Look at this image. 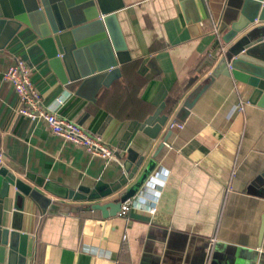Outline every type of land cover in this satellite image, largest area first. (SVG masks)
<instances>
[{
  "label": "crops",
  "instance_id": "1",
  "mask_svg": "<svg viewBox=\"0 0 264 264\" xmlns=\"http://www.w3.org/2000/svg\"><path fill=\"white\" fill-rule=\"evenodd\" d=\"M122 1L117 18L131 60L94 101L76 95V85L57 80L26 27L0 50L1 165L23 179L29 173L74 190L112 183L123 171L121 158L92 155L51 133L42 120L17 113L16 92L3 78L17 57L35 66L32 82L45 104L65 94L60 116L100 135L121 156L131 148L146 151L147 158L155 154L157 161L147 184L124 199L129 203L124 217L105 219L91 202L49 193L53 207L42 214L26 199L20 224L32 264H264L256 244L259 210L243 190L264 158V110L246 104L232 79L210 78L216 62L210 65L209 59L217 50L227 1L195 0L198 22L184 11L182 0ZM205 84L179 113L185 99ZM161 103L168 121L184 124L167 137L170 149L159 148L168 121L155 139L139 130Z\"/></svg>",
  "mask_w": 264,
  "mask_h": 264
},
{
  "label": "water",
  "instance_id": "2",
  "mask_svg": "<svg viewBox=\"0 0 264 264\" xmlns=\"http://www.w3.org/2000/svg\"><path fill=\"white\" fill-rule=\"evenodd\" d=\"M226 1L217 31V50L209 59L210 65L216 62L210 78L232 79L235 86L240 85L237 92L245 96L246 104L264 110V0ZM181 5L184 11L193 12V21L201 20L195 0H182ZM123 7L122 0H0V50L26 27L57 80L63 85H76V95L94 101L100 88L119 78L120 66L131 60L117 18ZM146 61H142L139 73ZM206 87L190 94L179 113ZM164 107L161 103L139 125L151 139L169 119ZM170 133L171 129L159 148ZM114 155L122 159L123 169L116 181L76 190L29 173L23 179L0 165V264H32L28 235L21 232L20 224L26 199L42 214L53 207L46 195L49 193L91 202L90 208L100 211L105 219L115 216L124 199L135 196L147 184L157 161L155 154L147 158L146 151L131 148L122 156L118 151ZM127 185L123 194L106 200ZM243 190L259 210L256 244L264 252V158L248 176Z\"/></svg>",
  "mask_w": 264,
  "mask_h": 264
},
{
  "label": "built area",
  "instance_id": "3",
  "mask_svg": "<svg viewBox=\"0 0 264 264\" xmlns=\"http://www.w3.org/2000/svg\"><path fill=\"white\" fill-rule=\"evenodd\" d=\"M216 31L215 26H211ZM35 66L27 60L17 57L3 72V78L8 81L16 92L18 99L17 113L32 120H42L49 131L54 135L61 137L63 140L84 147L92 155L104 158L107 161L115 159L114 151L104 143L100 135L87 131L83 126L73 120L62 117L58 114L57 108L60 107L65 99V94H60L55 99L45 104L40 93L32 82V74ZM168 129L180 131L184 124L177 119H172L167 123ZM164 146L172 148L167 141ZM0 156V165L2 164ZM129 210V203L121 204L118 215L126 216ZM149 213L155 211L152 206L148 209Z\"/></svg>",
  "mask_w": 264,
  "mask_h": 264
}]
</instances>
